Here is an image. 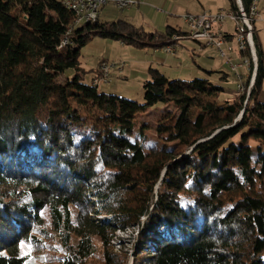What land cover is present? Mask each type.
<instances>
[{"label": "trees", "instance_id": "trees-1", "mask_svg": "<svg viewBox=\"0 0 264 264\" xmlns=\"http://www.w3.org/2000/svg\"><path fill=\"white\" fill-rule=\"evenodd\" d=\"M241 1L249 10L253 0ZM74 23L62 1L0 0V264H127L112 241L136 229L132 264H264L257 35L246 105L238 93L219 104L223 88L207 78L169 80L152 69L141 105L84 83L79 50L94 38L165 49L184 33L98 19L68 34ZM158 104L177 111H165L154 129L160 145L150 146L137 117ZM25 241L35 260L21 255Z\"/></svg>", "mask_w": 264, "mask_h": 264}, {"label": "rangeland", "instance_id": "rangeland-1", "mask_svg": "<svg viewBox=\"0 0 264 264\" xmlns=\"http://www.w3.org/2000/svg\"><path fill=\"white\" fill-rule=\"evenodd\" d=\"M62 1V0H57ZM140 6H132L129 9L121 10L113 4H109L102 10L115 14L110 20H125L135 27H142L147 33H165L168 27H173L184 34L188 33V27L183 20L186 14L198 15L204 12L216 13L220 11H231L229 0H140ZM166 3V5H164ZM176 5L178 13L171 12L172 6ZM259 17L255 23L256 35L259 46L264 55V0L258 4ZM109 19L101 18V22ZM79 28V26L77 27ZM225 30L233 32L232 23L225 25ZM235 46V42L229 44ZM175 54L166 53L164 48L145 47L138 48L116 40L94 38L85 47L79 50V60L87 74L84 83L92 84L94 79L102 77L98 72L101 66L106 65L109 69V76L106 82H99V90L103 93L115 95L120 98L132 100L141 105L145 104L144 85L150 79V70H157L163 73L169 80L191 81L195 78H207L209 81L223 88L218 102L223 104L233 100L237 93V82L226 64V59L220 56L218 50L205 47L195 41L180 37L173 46ZM233 62H239L240 57L230 54ZM211 73V74H210ZM227 75V80L222 79ZM74 72H66L67 77H72ZM101 79V78H100ZM259 101L264 103V84L259 95ZM167 109L177 111L176 106L158 104L150 108L146 113L137 117L140 125H145L143 143L156 146L160 145L155 135L156 124L163 119ZM134 139H140L138 135ZM95 219L104 220L106 216L93 215ZM41 217L44 226L50 232L52 239V217L49 208H46ZM137 229L126 232H117L112 245L115 253L126 252L129 256L127 264L133 263L134 249L138 245ZM49 240V239H48ZM47 240V241H48ZM96 243L101 247L99 238ZM21 250L22 256H28L35 260L36 247L25 241ZM27 253V254H26ZM37 264L38 261H35ZM41 262V261H40ZM43 264H46L45 262Z\"/></svg>", "mask_w": 264, "mask_h": 264}, {"label": "built area", "instance_id": "built-area-1", "mask_svg": "<svg viewBox=\"0 0 264 264\" xmlns=\"http://www.w3.org/2000/svg\"><path fill=\"white\" fill-rule=\"evenodd\" d=\"M260 2L261 0H253L251 7L247 10L241 0H236L240 20H233L230 10L216 13L204 12L198 15L186 14L182 17L188 27V33L181 37L219 51L220 56L226 59V64L237 82V93L246 97L245 105L251 97L258 73L259 54L255 40V23L259 17ZM109 4L124 10L137 5V2L135 0H62V5H68L75 17V23L69 28L68 34L74 27L84 26L88 18H100L102 9ZM229 22L233 26L232 33L225 30V25ZM231 42H235L236 47L230 46ZM68 43L67 37L61 46H66ZM165 51L168 54H175L173 46L166 47ZM233 53L240 57L239 62L234 63L229 57ZM98 72L102 74V77L94 81L97 86L99 82H106L109 76L108 66H101Z\"/></svg>", "mask_w": 264, "mask_h": 264}, {"label": "bare ground", "instance_id": "bare-ground-1", "mask_svg": "<svg viewBox=\"0 0 264 264\" xmlns=\"http://www.w3.org/2000/svg\"><path fill=\"white\" fill-rule=\"evenodd\" d=\"M68 11H70V7H68V5H63ZM231 16L233 20H240V13L238 11V4H237V9L236 10H231ZM99 18H88L87 21L85 22V25L87 23H92V22H96ZM175 40H179V38H175L173 39ZM63 46H61L60 48H62ZM170 47V46H169ZM257 71H258V63H257ZM257 78V75H256Z\"/></svg>", "mask_w": 264, "mask_h": 264}, {"label": "crops", "instance_id": "crops-1", "mask_svg": "<svg viewBox=\"0 0 264 264\" xmlns=\"http://www.w3.org/2000/svg\"><path fill=\"white\" fill-rule=\"evenodd\" d=\"M137 1H140V0H137ZM164 5H166V3H164ZM136 6H140V3L139 2H137V5ZM178 8L179 7H177L176 5H173L172 6V10H171V12H173L174 14L175 13H178ZM220 11V10H219ZM115 14H112L111 12H109V11H107V12H105V10H102L101 11V13H100V20H101V18H105V19H109L108 21H105V22H111L112 20H110L111 18H113V17H115L114 16ZM118 21V20H117ZM173 28V27H172ZM175 29V28H174ZM177 30V29H176Z\"/></svg>", "mask_w": 264, "mask_h": 264}, {"label": "water", "instance_id": "water-1", "mask_svg": "<svg viewBox=\"0 0 264 264\" xmlns=\"http://www.w3.org/2000/svg\"><path fill=\"white\" fill-rule=\"evenodd\" d=\"M243 115H244V111L241 113V115H240V117L238 118V120H241L242 117H243ZM238 120H237V121H238Z\"/></svg>", "mask_w": 264, "mask_h": 264}, {"label": "snow or ice", "instance_id": "snow-or-ice-1", "mask_svg": "<svg viewBox=\"0 0 264 264\" xmlns=\"http://www.w3.org/2000/svg\"><path fill=\"white\" fill-rule=\"evenodd\" d=\"M21 247L23 248V245H21ZM27 254V253H26Z\"/></svg>", "mask_w": 264, "mask_h": 264}]
</instances>
